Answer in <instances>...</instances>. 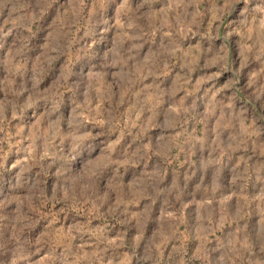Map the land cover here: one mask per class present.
<instances>
[{
  "label": "clouds",
  "instance_id": "1",
  "mask_svg": "<svg viewBox=\"0 0 264 264\" xmlns=\"http://www.w3.org/2000/svg\"><path fill=\"white\" fill-rule=\"evenodd\" d=\"M0 264H264V0H0Z\"/></svg>",
  "mask_w": 264,
  "mask_h": 264
}]
</instances>
